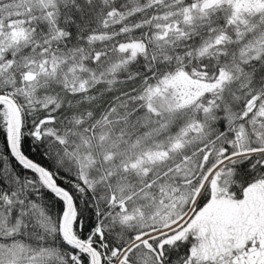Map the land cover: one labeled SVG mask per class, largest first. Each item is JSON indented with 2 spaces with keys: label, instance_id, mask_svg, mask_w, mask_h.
Listing matches in <instances>:
<instances>
[{
  "label": "snow or ice",
  "instance_id": "1",
  "mask_svg": "<svg viewBox=\"0 0 264 264\" xmlns=\"http://www.w3.org/2000/svg\"><path fill=\"white\" fill-rule=\"evenodd\" d=\"M0 264H264V0H0Z\"/></svg>",
  "mask_w": 264,
  "mask_h": 264
}]
</instances>
